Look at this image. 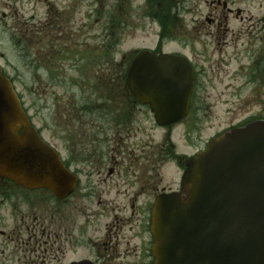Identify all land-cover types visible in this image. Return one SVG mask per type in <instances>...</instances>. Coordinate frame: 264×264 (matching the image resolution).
<instances>
[{
  "label": "flooded vegetation",
  "instance_id": "af4514ba",
  "mask_svg": "<svg viewBox=\"0 0 264 264\" xmlns=\"http://www.w3.org/2000/svg\"><path fill=\"white\" fill-rule=\"evenodd\" d=\"M234 4L233 0L208 3L211 9H221L223 14L218 18L209 14L204 21H193L189 45L183 42L167 50L165 39L180 35L176 30L165 31L156 45L134 50L124 63L116 64L117 72L112 68L115 53L108 49L107 56L102 57L107 61L106 73L98 82L111 95L96 101L95 108L88 104L79 109L76 135L68 134L64 147L74 148L76 156L64 158L55 145L45 140L77 177L74 192L59 199L50 191L23 187L0 174V257H64L70 245L69 250L83 257L79 261L88 260L92 264H114L118 260L123 264L126 257H134V264H154L153 207L160 196L181 192L186 159L203 150L219 134L264 119L263 111L262 115H249L225 126L204 148L190 154H178L172 143L178 127L188 125L191 133L187 131L182 138L189 143H186L189 148H194L191 134L196 131L197 118L210 117L215 108L211 100L221 101L209 92L224 83L221 76L225 74L228 57L223 47L228 44L223 39L228 33L235 37L234 32L221 28L222 20L227 21L231 15L242 20L241 12L228 8ZM31 25L35 28L32 22ZM49 27L55 28L53 41L62 35L60 23H50ZM142 51L157 57L165 54L186 60L192 82L183 120L158 126L150 107L142 105L132 94L128 73L132 61ZM237 57L234 54L230 59L237 61ZM249 62L253 64L249 63L252 67L249 65L248 69L254 67L253 71L246 75L243 65L239 64L226 77L227 81L243 78L251 85L263 82L264 86V59H249ZM260 72H263L261 79ZM234 96L236 93L230 95ZM148 125L150 131H159L160 142L148 141Z\"/></svg>",
  "mask_w": 264,
  "mask_h": 264
},
{
  "label": "rangeland",
  "instance_id": "374dc122",
  "mask_svg": "<svg viewBox=\"0 0 264 264\" xmlns=\"http://www.w3.org/2000/svg\"><path fill=\"white\" fill-rule=\"evenodd\" d=\"M47 1L0 0V66L13 82L24 108L34 125L41 129L43 138L55 145L64 158L75 157L74 148H64L67 145L65 141L68 134L76 135L79 109L88 104L95 108L99 100L102 86L98 85V78L107 69V61L102 57L106 55V45L110 41V14L119 17L123 24L118 46L113 42L112 68L115 70L132 51L156 45L160 40V27L149 18L146 0ZM173 1L175 19L172 28L180 37H167L164 41L167 50L183 42L189 45L193 21H204L203 18L209 14L213 18L223 14L221 9L214 11L208 6L216 0ZM233 1L235 4L228 8L240 11L242 20L234 15L228 16L227 21L222 20L221 28L234 32L235 37L228 33L223 39L228 44L222 46L228 57L225 74L221 76L224 83L217 84L209 92L221 101L211 100L215 108L210 117L200 115L197 118L196 131L191 134L194 148H189V143L182 138L187 131L191 133L188 125L178 127L172 137L178 154H190L204 148L205 143L223 127L249 115H262L264 111L263 82L251 85L243 78L226 79L238 69L239 64L243 65L242 71L247 75L254 70V67L248 69L253 64L249 59H264V0ZM57 22L62 25L63 32L53 41L55 28L49 25ZM18 39H21V44ZM234 54L238 56L237 61L230 59ZM245 55L247 58H243ZM262 67L264 69V63ZM263 72L259 74L260 79ZM234 93L236 96L231 98ZM147 127L148 141L160 142L159 131L152 132L150 126ZM66 249L64 257H0V264H70L83 258L69 250L70 245ZM133 259L126 257L123 264H134ZM120 263L118 260L114 264Z\"/></svg>",
  "mask_w": 264,
  "mask_h": 264
},
{
  "label": "water",
  "instance_id": "95a60500",
  "mask_svg": "<svg viewBox=\"0 0 264 264\" xmlns=\"http://www.w3.org/2000/svg\"><path fill=\"white\" fill-rule=\"evenodd\" d=\"M190 85L188 66L174 56L141 53L128 73L132 94L159 125L183 117ZM185 167L184 194L163 195L153 208L155 264H264V121L212 140ZM0 174L59 199L77 184L30 124L1 69Z\"/></svg>",
  "mask_w": 264,
  "mask_h": 264
},
{
  "label": "trees",
  "instance_id": "16d2710c",
  "mask_svg": "<svg viewBox=\"0 0 264 264\" xmlns=\"http://www.w3.org/2000/svg\"><path fill=\"white\" fill-rule=\"evenodd\" d=\"M147 1H148L147 5H148V11L150 12L149 14L150 17L153 18L154 20H157L161 24L163 30L168 29L172 22V19L170 18V16H168L171 13V8H170L171 0H147ZM159 3L161 5H158ZM167 8H170V10L167 12L168 15L166 14V16H163V13H165L164 11H166ZM108 21H109L108 31L110 30L113 33L115 37V42L116 44H118V42L120 41L119 31L122 32L121 29H123V24L120 21V19L115 18L113 16H109ZM109 49L113 50L114 48L110 46Z\"/></svg>",
  "mask_w": 264,
  "mask_h": 264
}]
</instances>
